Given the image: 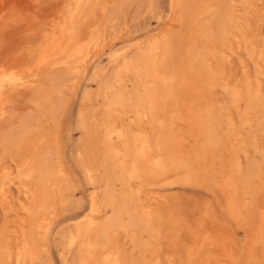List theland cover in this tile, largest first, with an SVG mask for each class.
Segmentation results:
<instances>
[{
	"label": "rangeland",
	"instance_id": "374dc122",
	"mask_svg": "<svg viewBox=\"0 0 264 264\" xmlns=\"http://www.w3.org/2000/svg\"><path fill=\"white\" fill-rule=\"evenodd\" d=\"M0 251L264 264V0H0Z\"/></svg>",
	"mask_w": 264,
	"mask_h": 264
},
{
	"label": "bare ground",
	"instance_id": "6f19581e",
	"mask_svg": "<svg viewBox=\"0 0 264 264\" xmlns=\"http://www.w3.org/2000/svg\"><path fill=\"white\" fill-rule=\"evenodd\" d=\"M204 1V0H203ZM187 3H184V6H187L186 5ZM205 12H207L205 9L204 10H202V15H204L205 14ZM197 16H199V15H197ZM228 19V18H227ZM226 20V19H225ZM194 23V22H193ZM192 23V25H193V27L195 26V27H197V28H195V29H197L198 30V32L201 30V32H206L207 30H204L203 29V27H202V25H201V23L200 22H197V24H193ZM224 23H226V22H224ZM222 24V23H221ZM219 25V24H218ZM210 26V25H209ZM212 26V25H211ZM221 26V25H220ZM205 27V26H204ZM246 27V26H245ZM227 29V28H226ZM228 30V29H227ZM220 32V31H219ZM226 33V32H225ZM163 42H165V41H163ZM222 43H224V42H222ZM75 44H77V43H75ZM165 45V44H164ZM166 45H167V43H166ZM168 46V45H167ZM74 47H76V46H74ZM159 47H160V45H159ZM160 48H164L163 50H166L165 52L166 53H168V54H170L169 53V51H168V48L169 47H160ZM74 49V48H73ZM202 49V48H201ZM153 50V49H152ZM157 50V49H156ZM171 50V49H170ZM181 50V49H180ZM204 50V49H203ZM117 54V53H116ZM165 54V53H164ZM198 54H200L199 52H198ZM149 55V54H148ZM155 56L156 57V55H155V52L152 54V56ZM166 55V54H165ZM140 56V55H139ZM145 56V55H144ZM143 56V57H144ZM147 56V55H146ZM150 57H151V55H149ZM159 56H161V55H159ZM154 57V58H155ZM166 57H167V55H166ZM170 58H171V56H169ZM145 58V57H144ZM147 58H149L148 56L145 58V59H147ZM153 58V57H152ZM153 58V59H154ZM159 58V57H158ZM157 59V58H156ZM199 59V58H198ZM160 60V59H159ZM167 60V59H166ZM197 60V59H196ZM201 60V59H200ZM147 63H150V60L148 61V59L147 60H145ZM195 61V60H194ZM198 61V60H197ZM151 62H153V61H151ZM163 63H164V61H162ZM161 62V63H162ZM77 63V62H76ZM156 63H158V62H156ZM160 63V64H161ZM162 63V64H163ZM170 63V62H169ZM161 64V65H162ZM168 64V63H167ZM169 65V64H168ZM145 66V65H144ZM173 66V65H172ZM196 66H198V64L196 65ZM151 67H152V65H151ZM150 67V68H151ZM194 67V66H193ZM199 68H202V67H200L199 66ZM199 68H190L191 69V71H190V73L191 74H193L194 73V71H196V70H204V69H199ZM126 69V68H125ZM154 69H155V67H154ZM150 70V69H149ZM156 70V69H155ZM209 70V69H208ZM158 72V71H157ZM167 72H168V70H167ZM208 72V71H207ZM154 74V73H153ZM167 74V73H166ZM155 75V74H154ZM164 75V74H163ZM168 75V74H167ZM188 75H190V74H188ZM187 75V76H188ZM162 76V75H161ZM5 77V76H4ZM154 77H156V76H154ZM167 77L168 76H166V78H164L165 79V81H169L168 79H167ZM206 77V76H205ZM158 78V77H157ZM157 78H155V79H157ZM191 78H193L194 80V83H198V76H196L195 78H194V75H192L191 76ZM143 79V78H142ZM154 79V80H155ZM167 79V80H166ZM177 79V78H176ZM158 81L160 82V79H158ZM201 81V80H200ZM65 82V81H64ZM164 82V81H163ZM137 83V82H136ZM199 83H201V82H199ZM160 85V84H159ZM169 86H171V84H169V83H164V87H169ZM175 86V85H174ZM154 89V88H153ZM121 90V89H120ZM162 90V89H161ZM175 90H177L176 88H175ZM169 91V90H168ZM253 91V90H252ZM162 92V91H161ZM161 92H159V90H151L150 92H148V94H147V100L151 103V104H154V103H158V100H159V96H161L160 95V93ZM167 92V91H166ZM169 93V92H168ZM170 94V93H169ZM116 95V94H115ZM184 94H182V96H183ZM185 96V95H184ZM113 97H114V94H113ZM255 98V97H254ZM113 101H114V98L112 99ZM255 100H257V99H255ZM3 101V100H2ZM116 101V100H115ZM114 101V102H115ZM7 102V101H6ZM120 102H122V101H120ZM257 102H258V100H257ZM113 103V102H112ZM123 103V102H122ZM253 104H254V102H253ZM116 105V104H115ZM189 106V105H188ZM114 108V107H113ZM130 108V107H129ZM128 108V109H129ZM114 114V113H113ZM113 114H111L112 116H113ZM116 116V115H115ZM118 120V119H117ZM27 123V122H26ZM29 125V124H28ZM123 129V128H122ZM212 130V129H211ZM259 130V129H258ZM111 132V131H110ZM109 132V133H110ZM121 132V131H120ZM205 132V131H204ZM117 133H119V132H117ZM128 133V132H127ZM112 134V133H111ZM91 139V138H90ZM11 140V139H10ZM92 140V139H91ZM97 140V139H96ZM175 141V140H174ZM170 143V142H169ZM169 143H168V141L165 139V141L163 142V146H164V148L170 153V150H171V148H169ZM162 144V143H161ZM99 145V144H98ZM171 145V144H170ZM92 147V146H91ZM117 150V149H116ZM159 152V151H158ZM174 152V151H173ZM108 154V153H107ZM139 157L137 156L136 157V159H135V162H136V160H137V163H140L139 162ZM171 160V159H170ZM119 161V160H118ZM143 168H145V167H142V169ZM149 169H150V167H149ZM148 169V172L150 171ZM152 169V168H151ZM144 170H146V169H144ZM174 170V169H173ZM172 170V171H173ZM255 169H251L250 171H249V173H248V175H247V181L249 182L252 178H253V176L255 175V172H256V170L254 171ZM43 171V170H42ZM120 171V170H119ZM176 171V170H175ZM110 172H111V170H110ZM144 172H147V171H144ZM246 172V171H245ZM42 173V172H41ZM132 173V172H131ZM151 173V172H150ZM155 173V172H154ZM240 173V172H239ZM257 173V172H256ZM24 175V174H23ZM44 175V174H43ZM45 176H47V175H45ZM118 176V175H117ZM149 176H150V174H149ZM256 176V175H255ZM39 177V176H38ZM124 177H128V176H124ZM43 178V177H42ZM255 178V177H254ZM45 179V178H44ZM44 179H42V180H44ZM121 179V178H120ZM40 180V179H39ZM46 180V179H45ZM45 180H44V182H45ZM234 181V180H233ZM42 182V181H41ZM127 182V181H126ZM20 183H22V182H20ZM44 184V183H43ZM43 184H41V186L43 185ZM251 184V183H250ZM252 185V184H251ZM108 187V186H107ZM248 187V186H247ZM41 187H39L38 189H40ZM44 189V188H43ZM46 190V189H45ZM41 192V191H40ZM112 193V192H111ZM28 199V198H27ZM130 199V198H129ZM134 199V198H133ZM131 202V201H130ZM24 204V203H23ZM111 205V204H110ZM116 205V204H115ZM111 206H113V205H111ZM142 206V205H141ZM32 207V206H31ZM144 207V206H143ZM33 208V207H32ZM150 208H152V207H150ZM143 208H141V210H142ZM95 215V214H94ZM167 215H169L168 213H167ZM126 218V217H125ZM115 219V218H114ZM127 219V218H126ZM31 220V219H30ZM94 220V216L93 217H91V219L88 221V223H89V229L87 230V231H85V234H86V236L88 237V241L90 242V241H92V238H93V235L95 236V235H98V233L99 232H101V230H100V228H96L97 227V224H96V222H94L93 221ZM100 220V219H99ZM118 222H119V220H117ZM136 222V221H135ZM134 222V223H135ZM138 222V221H137ZM136 222V223H137ZM100 223V222H99ZM107 225V224H106ZM136 225V224H135ZM99 226V225H98ZM102 227H105V224H104V226L102 225ZM144 227V226H143ZM88 228V227H87ZM138 229V228H137ZM141 229V228H140ZM146 229V228H145ZM148 229V228H147ZM35 230V229H34ZM104 230V229H103ZM119 231V230H118ZM106 232V231H105ZM97 237V236H96ZM100 237V236H99ZM19 240V239H18ZM110 244V243H109ZM90 245V244H89ZM92 245V244H91ZM19 246V245H18ZM42 248V247H41ZM17 249V248H16ZM17 252V251H16ZM0 253H1V251H0ZM12 253V252H11ZM1 255V254H0ZM2 256V255H1ZM41 256V255H40ZM8 257H9V255H8ZM19 257V256H18ZM1 258V257H0ZM15 258V257H14ZM10 259V258H9ZM16 259V258H15ZM1 260V259H0ZM7 260V259H6ZM79 260V259H78ZM18 262V261H17ZM25 263V262H24ZM23 264V263H22ZM114 264H120V263H114Z\"/></svg>",
	"mask_w": 264,
	"mask_h": 264
}]
</instances>
